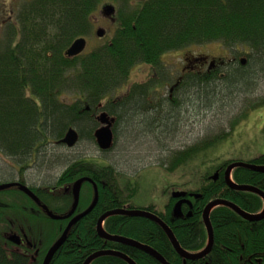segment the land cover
<instances>
[{"label": "trees", "instance_id": "1", "mask_svg": "<svg viewBox=\"0 0 264 264\" xmlns=\"http://www.w3.org/2000/svg\"><path fill=\"white\" fill-rule=\"evenodd\" d=\"M105 1L21 0L14 12L15 19L11 17V21L0 30V150L16 160L21 168L26 164L25 160L30 162L34 150L37 153L40 151L36 147L38 143L60 141L72 124L81 125V138L89 136L93 141L92 132L97 129L98 123L92 120V127L89 128V121L78 116L82 104L93 107L99 113L112 115L107 103L108 94L127 83L137 65L150 66L163 82L162 57L167 53L209 44H219L230 51L234 61H239L238 67L224 64L211 75L191 76L195 88L209 86L211 92L217 91L219 82L216 81L221 74L225 77L222 83L225 91L234 88L249 90L255 78L264 77V0H144L136 5H131L129 0H111L119 7L118 27L112 39L108 44L81 56L67 58L65 52L74 40L92 35V18ZM240 57L246 59L245 66L240 64ZM225 70L228 71L226 74ZM231 71L232 76L228 75ZM156 84L159 83L152 79V83L134 86L135 90L131 91L128 100L134 109L137 107L142 113L146 111L144 107L153 102L147 95L152 94ZM181 102L177 101L173 108L179 107ZM158 103L169 104L165 100ZM261 105H264V100L252 104L251 109ZM123 114L121 112L120 115ZM160 121V124H153L152 119L153 125L148 127L145 122L141 128L150 134L163 135L167 132L164 126L169 125L171 118L167 116ZM228 136L229 133H225L206 139L182 153H173L172 167L188 162L194 166L201 152L209 151L220 141L218 138L223 140ZM250 163L264 166V155ZM221 167L212 168L211 174ZM73 171L65 173L57 182L58 186L44 190L47 191V198L44 199L47 208L56 216L70 213L75 202L73 196L68 192L69 201L61 203L58 200L62 196L57 190L85 177L93 179L98 185L99 201L91 213L70 229L50 264H84L91 254L105 248L124 253L136 264H160L136 248L117 243H108L107 247L96 233L97 221L104 213L134 208L131 203L138 190L137 185L133 184L136 190L131 191L132 184L127 183V199L123 201L122 193L114 185L119 174L112 167H100L80 160ZM211 174H205L197 182L195 192L199 197L192 200L190 207L183 206L180 216L174 215V200L163 213L157 212L155 207L144 209L156 214L172 230L180 246L193 254L202 252L208 244L202 215L210 202L223 199L253 215L264 210V201L260 196L233 190L223 179L214 182L209 179ZM232 177L237 185L252 186L264 192L262 173L238 168L233 171ZM85 185L93 195V188L88 183ZM84 203L88 205L90 199H84ZM12 220L22 223L11 219L10 224ZM39 221L41 226L27 220L25 228L13 230L0 226V264H43L68 222L53 221L46 216ZM210 221L214 232L211 253L201 260L185 264L264 263V219L246 221L232 209L222 206L211 213ZM104 223L109 234L147 245L169 264H184L162 229L152 221L113 216ZM11 232L27 236L38 252L37 256L34 254L35 261L26 263L27 254L32 250L14 251L11 245L7 246L5 237ZM91 264L127 263L114 256H103Z\"/></svg>", "mask_w": 264, "mask_h": 264}, {"label": "rangeland", "instance_id": "2", "mask_svg": "<svg viewBox=\"0 0 264 264\" xmlns=\"http://www.w3.org/2000/svg\"><path fill=\"white\" fill-rule=\"evenodd\" d=\"M20 1L0 0V30L6 22L11 21V17L15 19L14 12ZM142 1L144 0H129L131 5ZM108 4L116 6L119 10L118 5L111 0H108ZM103 26L105 25L98 21L96 28ZM117 27L118 23L108 25V41L114 36ZM105 41L106 38L99 40L93 36L88 42L87 50L102 46ZM187 54L208 60L219 59L224 62L234 60V55L219 44L189 47L178 52L167 53L162 57L164 73L166 75L171 73L173 76L165 79L167 85L160 84L162 85L160 91L164 95L168 94L169 84L172 85L179 76L178 72L183 67V58ZM242 58L244 57H240L239 60ZM228 64L231 65L230 67H236L239 61L228 62ZM153 71L155 70L148 65L135 66L130 75V85H138L147 78V82L152 83V75L155 73ZM158 77L157 81L160 80V76ZM160 85L156 84L153 92L158 91ZM247 90L234 88L231 91H225L222 87L216 92H211L209 86L201 89L182 85L179 94L183 102L169 112L170 126L168 124L164 126L167 132L163 135L150 134L144 128L138 127L130 119L133 114L129 113V118L116 124V144L111 151H100L95 142L81 140L71 152L63 149L59 152L67 156L63 158L65 161L85 160L100 167L107 165L112 167L119 174L114 185L122 193L123 201L127 199L125 197L128 190H126L127 183L132 181L131 183L135 182L138 188L131 203L132 207L141 210L155 207L162 212L169 203V188L186 184L185 187L195 190L202 176L209 172L213 173L212 168L221 165L224 167L230 162L248 163L264 155V105L251 109L252 104L264 100V77L255 78V83ZM124 91L125 86L120 87L115 92V99L122 96ZM202 100L203 103H201ZM225 133H229V136L223 140L218 138L220 141L215 143L209 151L201 152L198 156L199 161L195 162L194 166L188 162L186 165L172 167L173 153L176 150H187L201 144L199 141L216 138ZM48 153L45 151L41 158L39 157L40 159L30 163L29 168L23 172L28 184L38 186L51 183L44 181L46 175L61 174L60 168H52L55 167L56 162L51 160L54 155L50 157ZM16 164L18 165V162L14 159L9 165L0 161V178H3L1 180L10 181L17 177L14 171ZM171 167L173 169H170ZM133 184L130 187L131 191L136 190Z\"/></svg>", "mask_w": 264, "mask_h": 264}, {"label": "bare ground", "instance_id": "3", "mask_svg": "<svg viewBox=\"0 0 264 264\" xmlns=\"http://www.w3.org/2000/svg\"><path fill=\"white\" fill-rule=\"evenodd\" d=\"M2 30V29H1ZM87 37H84V39L86 40ZM76 40H74L71 45L68 47L70 48L73 43L75 42ZM87 42V40H86ZM100 47V46H99ZM67 48V50H68ZM66 50V51H67ZM90 50H87V46L85 48V50L83 51L82 54H80L79 56L83 55L84 53H87L89 52ZM78 57V56H77ZM75 58V57H74ZM244 60L245 61V65H246V59L245 58H242L240 60V64H241V61ZM242 65V64H241ZM245 65H242V66H245ZM238 67V66H236ZM228 71L225 70V74L227 73ZM228 75L232 76L233 75V71L229 72ZM193 77H191L189 80H188V83L187 85H190L191 87H194L193 85V80H191ZM224 80H225V77L224 75H219V79L218 81L216 82H219L216 86L217 88H222L224 87L225 85L222 84L224 83ZM128 83H125L123 86H126ZM252 86V85H251ZM134 86H132L133 88ZM115 92H111L108 94V98L109 100L107 101V103L109 104L108 107L109 109L111 110L112 112V116L115 117V120L114 121H117L120 123V121L122 122L125 118H129L130 117V114L132 113L133 116L130 117V119L138 126V127H143V124L145 122H147V126H151L150 124H152V119L154 121L153 124H156L158 122V124H160V120L162 119H166L167 116H168V111H164L163 110H160L158 108H153V106L148 103L146 105V111L143 112V113H140L137 109V107L134 109V106L132 103H130L128 100H123L122 97H118L117 99H115L114 95H115ZM149 98L155 100V96L153 95H147ZM123 100V101H122ZM120 101V102H119ZM201 103H203V100L201 101ZM142 108V107H141ZM139 108V109H141ZM155 109V110H154ZM120 111V112H119ZM121 112H123L124 114L121 116ZM125 112L127 114H125ZM79 113L78 116L80 115L81 118L83 120H86L89 121V128L92 127L91 123H92V120L95 119V121H97V117H98V114H100L98 111H96L95 109H93V107L89 106V105H85V104H82V109L79 108ZM130 113V114H129ZM120 115V116H119ZM127 115V116H126ZM152 118V119H151ZM113 119V118H112ZM78 122H81V120ZM98 123V127L96 130H94L92 133H93V141L91 140V138L89 136H82L81 138V135L79 133V129H80V126L79 124H72L71 126H69L67 128V131L65 133V135L67 134V132L69 130H75L78 134V141L76 142V144L72 147H67L65 145H62L60 144V141L65 137H64L60 140V141H57V142H52V143H38L36 145L37 148L40 149V151L37 153V150H34L32 153H31V156L32 158L30 159V162L29 160H25L26 161V164L23 165V168H21V166L17 165L14 169V171L17 173V177L13 180H10V181H5V180H1L3 178H0V205L2 206V211H0V226L1 227H5V228H8V227H11L12 230L13 229H18V228H25L27 225V223H25V221L29 220V221H34V222H37L40 226H41V221H39V218L40 219H44V217L46 216L47 218H49L48 216V212L49 213H52L48 208L47 206L44 204V199H46L47 197L45 195H47V191H44L46 190V188H51V186L53 185H56L58 186V183L57 182H60L61 178L63 177V175L65 173H68L70 170H72V172H74V168L76 167V163L79 162L80 160H74L73 162H69V161H65V159L63 160L64 157H67L65 155H62L61 152V149H63L64 151H69L71 152V150H74L76 148V146H78V144L81 142V140H85L86 142H95V137H94V134L95 132L102 127V125L97 121ZM152 124V125H153ZM88 123L85 125L87 126ZM113 125L114 123L112 124V128H113ZM111 128V130H112ZM170 131V130H169ZM200 143H203L205 142V140L203 141H199ZM116 143V142H115ZM56 144L55 146H52ZM62 147V148H61ZM64 147V148H63ZM59 149V150H58ZM49 152L48 154H50V157H52L54 155V152H56V154L53 156V158H51L52 162H56L55 164V167H52L53 169H61L62 172L59 176H55L53 174H49V175H46V177H44V181L45 182H51V183H45L43 185H38L37 184H28L25 179H24V176H23V172L29 168V165L30 163H34L37 161V159L40 157L41 158V155L44 153V152ZM184 150H176L175 152L176 153H182ZM174 152V153H175ZM66 154V153H65ZM43 157V156H42ZM39 158V159H40ZM13 158L8 155L6 152H3L0 150V161L3 162V163H7L8 165L12 162ZM58 161H60L59 163H57ZM251 162V161H250ZM233 163H237V162H233ZM63 164V165H61ZM261 167H264V166H261ZM114 170V169H113ZM115 171V170H114ZM56 172V171H54ZM116 172V171H115ZM58 173V172H57ZM264 174V173H262ZM58 178V179H57ZM86 179H89L91 180L93 183H89V182H85V183H88L93 189L96 187L97 188V192H98V200H96V193H95V190H93V195L90 193V191L87 189L85 183H83L80 187H78V190H79V203L78 205L79 206H83L84 203V199L86 200L87 198L90 199V206H92V204L94 202H96V205L98 204V201H99V190H98V185L94 182L93 179L89 178V177H85ZM54 179V181H53ZM83 179V178H81ZM79 179V180H81ZM76 182L72 183V184H65L64 186L58 188L57 191L60 192V196H62L60 198V200L58 201H61V203H65L67 201H69L70 199V196H69V193L73 196V199L75 200L76 199ZM55 189V188H54ZM259 190V189H258ZM29 192V195L27 194V192ZM262 192V191H261ZM252 193V192H250ZM264 194V192H262ZM254 194V193H253ZM64 195V196H63ZM262 199V198H261ZM263 200V199H262ZM264 201V200H263ZM75 203V202H74ZM90 206L85 210L87 211ZM96 207V206H95ZM95 207L93 208V210L95 209ZM85 208V207H84ZM36 210V211H35ZM92 210V211H93ZM118 210V209H116ZM125 210V209H124ZM134 210V209H132ZM35 211V212H33ZM91 211V212H92ZM113 211V210H112ZM90 212V213H91ZM107 213V212H106ZM105 214V213H104ZM260 214V213H259ZM45 215V216H44ZM60 217V216H59ZM242 218V217H241ZM11 219H15V220H19V221H22V223H17L16 221L12 220L11 224H10V220ZM244 219V218H242ZM246 220V219H244ZM55 221H60V220H55ZM248 221V220H246ZM98 222V221H97ZM255 222H259V221H255ZM169 228V227H168ZM170 229V228H169ZM102 231L105 233V235H110V236H113V237H122V236H118V235H112V234H109L106 229H105V223L102 224ZM162 231L164 232V230L162 229ZM170 231L172 232V230L170 229ZM96 233L98 235V237L103 240V242L105 243V245H107L108 247V243H113V242H108L107 240L103 239L100 237L99 233H98V229H97V226H96ZM164 234L166 235V233L164 232ZM172 234L174 235V233L172 232ZM12 237H18L19 240L17 241H12L10 238ZM167 239L169 240L168 236L166 235ZM175 237V235H174ZM6 243H7V246H10L12 247V249L14 251H27V250H32L31 253H29V255L27 254V260H26V263H30L31 261H35L34 260V254L35 256H37V251L33 248V246H31L30 244H27V242L20 238L19 234L18 233H15V232H11L9 233L6 237ZM123 238H126V237H123ZM128 239V238H126ZM176 239V237H175ZM177 240V239H176ZM170 242V240H169ZM178 242V241H177ZM29 243V241H28ZM171 244V242H170ZM172 245V244H171ZM180 245V244H179ZM147 246V245H146ZM149 247V246H148ZM181 247V246H180ZM52 248V247H51ZM182 248V247H181ZM183 249V248H182ZM50 251V250H49ZM102 251H110L108 250V248H105L103 249ZM114 251V250H112ZM100 252V251H98ZM116 252V251H114ZM118 252V251H117ZM176 252V251H175ZM94 253H97V252H94ZM93 253V254H94ZM48 254V253H47ZM92 255V254H91ZM90 255V256H91ZM47 256V255H46ZM46 256L43 260V263L46 259ZM151 257V256H150ZM19 258H22V257H19ZM131 259V258H130ZM87 260V259H86ZM85 260V261H86ZM85 263V262H84ZM50 264V262H49ZM185 264V262H184Z\"/></svg>", "mask_w": 264, "mask_h": 264}, {"label": "water", "instance_id": "4", "mask_svg": "<svg viewBox=\"0 0 264 264\" xmlns=\"http://www.w3.org/2000/svg\"><path fill=\"white\" fill-rule=\"evenodd\" d=\"M104 10H105V12H108V16L114 15L115 11H116L115 7L112 5H108V7L104 8ZM96 34L98 37H103L104 31L99 29V30H97ZM86 46H87V42L84 38L77 39L73 43V45L70 48H68V50L65 52V56L67 58L77 57L83 53ZM241 64L245 65V61L242 60ZM97 121L102 125V127L99 128L94 134L97 147L99 148L100 151H103V152L109 151L110 149H112V147L114 145V136H113V132L111 130L112 124L114 123V120L110 119L108 117L107 113H101L97 117ZM78 139L79 138H78L77 132L75 130H69L67 132V134L65 135V137L60 141V144L65 145V146L70 148L76 144ZM238 168H243V169H247V170H250L253 172H258V173H264V167L256 166V165L251 164V163L237 162V163H232L231 165H229L227 167L226 171L224 172V182L229 188H231L233 190L241 191V192H252V193L260 196L264 200V194L260 190H258L257 188H254L252 186L237 185L233 181L232 173L234 170H236ZM212 179L216 180V176L212 177ZM85 182L93 183L91 180L86 179V178H83V179L78 180L76 182V185H75L76 186V199H75L74 207L71 210V212L67 216H63V217H61V216L59 217V216L54 215L53 213L48 212V216L51 220L63 221V220L69 219L75 213L76 208H77L78 203H79L78 187H80ZM94 190L96 193V196H95L96 200H98L97 188L95 187ZM26 192L29 195V192L28 191H26ZM185 196H186V193H178L177 192V193L172 194L173 198H183ZM184 203H187L188 205L191 206V203L189 201H186V200L179 201L175 207V210H174L175 216L181 215L180 209H181V205ZM95 206H96V202H94L92 204V206H90V208L87 211H84L82 214H80L79 216L75 217L74 219H72L70 221V223L68 224V226L65 229L64 233L62 234V236L59 238V240H57V242L52 246V248L48 252L46 259H45L43 264H49V262L54 257L55 253L58 251V249L65 242L67 234L69 233L70 229L78 221H80L85 216H87L93 210V208ZM222 206L232 209L240 217H242V218H244L250 222L261 221L264 219V210L260 214L253 215V214H247L246 212L242 211L239 207H237L233 203L226 201V200H223V199H217V200L210 202L205 207V209L203 211V215H202L203 223H204L205 229L207 231L208 244H207V247L202 252L195 253V254L187 252L184 249H182L180 247L179 243L177 242V240L175 239L174 235L172 234V232L168 228V226L156 214L148 212L147 210L118 209V210L108 211L107 213L103 214L99 218V220L97 222V229H98V233H99L100 237L107 240L108 242H113V243H117L120 245L136 248V249L146 253L147 255L151 256L154 260H156L160 264H169L158 252H156L155 250H153L152 248H150L146 245H143V244L136 242L132 239H126L123 237H113L110 235H105V233L102 231V224L108 218L113 217V216H124V217H130V218L131 217L145 218V219H148V220L152 221L153 223L157 224L161 229L164 230V232L166 233V235L168 236V238L172 244L173 249L184 260L185 263L187 261H198V260H201V259L207 257L211 253V250H212L213 245H214V232H213L212 224L210 221V215L216 208L222 207ZM10 239L13 242L19 240L18 237H12ZM103 256H114V257H117V258L123 260L127 264H136L132 259H130L128 256H126L124 253L117 252V251L116 252H114V251H100V252L94 253L87 258V260L85 261L84 264H91L93 261H95L96 259L103 257Z\"/></svg>", "mask_w": 264, "mask_h": 264}, {"label": "flooded vegetation", "instance_id": "5", "mask_svg": "<svg viewBox=\"0 0 264 264\" xmlns=\"http://www.w3.org/2000/svg\"><path fill=\"white\" fill-rule=\"evenodd\" d=\"M105 7H108V0H106L105 2H103L97 9L94 17L92 18V23H93V32H92V35L90 37H87L86 40H87V45H88V42L90 40L91 37L95 36L97 39L99 40H104L106 38V41L103 45L105 44H108V25H112V24H117L118 23V8L116 6L115 9V14L114 15H111V16H108V12H105L104 8ZM98 21L100 23H103L105 26L103 27H100V28H96L97 26V23ZM103 30L104 31V36L103 37H98L96 32L97 30ZM234 60H231V61H228L229 63L232 62ZM228 62H224L222 60H208L207 58H204V57H200V56H192V55H185V57L183 58V67L181 68V70L178 72L179 76L176 78V80L172 83V85L169 84V91H168V94H163V92H161V86L162 85H167L165 83H167L165 81V79L168 77V78H172V74L171 73H168L167 75L163 72L162 74V78L164 79V83L161 82L160 80H158V72L157 71H153L155 72L152 77L153 79L155 80V83H159L162 84L160 85V89L158 91H155L153 92V89H152V94L155 95V100H153V102H151L150 104L153 106V108H160L162 107V110L163 111H168V116H169V112L173 111L174 108L173 106L175 107L177 104L176 102L179 101L181 99V94H179V89L181 88L182 85H186L187 82L192 75H198V76H201V77H205L207 75H211V73L213 72H216L217 68L219 66H223L224 64H228ZM148 78L147 80H144L143 82H141L140 84H138L139 86L140 85H145L147 84L148 82ZM161 82V83H160ZM128 84L125 86V91L123 92V95L121 96L122 99H125V100H129L130 99V93L132 90H135V87L137 84L133 85L135 87L132 88V86L130 85L129 81L127 82ZM171 83V82H170ZM160 100H165V101H168L169 104H165V105H161V103H158L160 102ZM145 108V107H144ZM155 110V109H154ZM108 117L110 119L113 118V120H115V117L108 114ZM116 124H117V121H114V125H113V128H112V132H113V136H114V145L112 147V149L114 148L115 146V142H116ZM231 130H229L230 132ZM112 149H110L109 151H111ZM108 151V152H109ZM172 154V152H171ZM170 154V155H171ZM233 162H230L227 164V166H225L224 168L221 167V168H216V170L214 171V174L211 175L209 177L210 180L216 182L218 180H221L223 179L224 180V172L226 171L227 167ZM108 166V165H107ZM107 166H104V167H107ZM216 176V180H213L212 177ZM132 181H130L129 183L130 184H133L131 183ZM136 184V183H135ZM186 184H183L181 186H177V187H171L169 188V192H170V199H169V203L171 200H174L175 202V207L177 205V203L181 200H186V201H189L191 204H192V200L199 197L198 194L195 192V190H191V189H188L187 187H185ZM94 190V189H93ZM186 193V196L183 197V198H173L172 197V194L173 193ZM168 203V204H169ZM167 204V205H168ZM166 205V207H167ZM90 206V203L88 205H84L83 206H77L76 208V211L75 213L69 218V219H66V220H63V221H67L68 224L70 223V221L72 219H74L75 217L79 216L80 214H82L88 207ZM183 206H189L187 203H184L181 205V209ZM85 207V208H84ZM84 210H83V209ZM123 209H126V210H132V209H128V208H123ZM135 209V208H133ZM148 209V208H146ZM181 209H180V212H181ZM79 210V212H78ZM144 210V209H143ZM112 211V210H111ZM157 212L159 213H163L164 211L160 212L158 210H156ZM69 214V213H68ZM68 214H66L65 216H67ZM182 214V212H181ZM63 217V216H61ZM55 221V220H53ZM67 224V226H68ZM67 228V227H66ZM64 233V232H63ZM20 238L24 239L27 244H30L31 246H33L30 242L28 243V238L25 234H19ZM38 253V252H37Z\"/></svg>", "mask_w": 264, "mask_h": 264}]
</instances>
